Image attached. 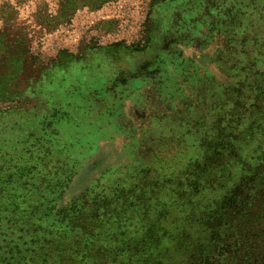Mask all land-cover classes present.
Returning <instances> with one entry per match:
<instances>
[{
    "label": "rangeland",
    "instance_id": "obj_1",
    "mask_svg": "<svg viewBox=\"0 0 264 264\" xmlns=\"http://www.w3.org/2000/svg\"><path fill=\"white\" fill-rule=\"evenodd\" d=\"M0 36L27 55L0 150L48 142L63 199L126 194L114 249L193 240L264 173V0H0Z\"/></svg>",
    "mask_w": 264,
    "mask_h": 264
},
{
    "label": "trees",
    "instance_id": "obj_2",
    "mask_svg": "<svg viewBox=\"0 0 264 264\" xmlns=\"http://www.w3.org/2000/svg\"><path fill=\"white\" fill-rule=\"evenodd\" d=\"M19 40L23 38L11 41L18 45ZM4 43L0 36V127L16 116L12 104L20 95L15 70L27 57ZM21 147L6 145L0 150V264H264L259 232L264 224L263 171H252V188L229 208L204 214L193 240L159 254L144 238L143 250L126 252L110 244L109 223H117L112 211L128 196L119 197L117 191L63 199L66 166L55 158L48 142L41 139L35 146ZM50 164H59L54 167L58 171ZM210 230L214 233L209 235Z\"/></svg>",
    "mask_w": 264,
    "mask_h": 264
}]
</instances>
